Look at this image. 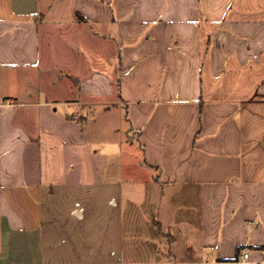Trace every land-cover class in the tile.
Listing matches in <instances>:
<instances>
[{
	"label": "crops",
	"instance_id": "1",
	"mask_svg": "<svg viewBox=\"0 0 264 264\" xmlns=\"http://www.w3.org/2000/svg\"><path fill=\"white\" fill-rule=\"evenodd\" d=\"M0 264H264V0H0Z\"/></svg>",
	"mask_w": 264,
	"mask_h": 264
},
{
	"label": "rangeland",
	"instance_id": "2",
	"mask_svg": "<svg viewBox=\"0 0 264 264\" xmlns=\"http://www.w3.org/2000/svg\"><path fill=\"white\" fill-rule=\"evenodd\" d=\"M123 124H124V119L123 116L121 115V110L118 108L114 107L112 110L105 112L103 116H100L96 114L94 117H89V120L86 122L87 130L89 131V136H90V142L95 145H99V143H107L110 144L111 147H116L118 152L119 149H123L125 145V142L122 137V130H123ZM107 145L104 144L102 148L106 147ZM109 146V148H111ZM108 150V147H107ZM112 150V149H111ZM111 193L110 188H99L94 192V197L98 198L97 195L101 197L99 202H95L94 199L93 201L88 202V206L95 211H106V206H107V199L109 198V194ZM80 197H83V199L86 198V196H89L91 194L87 193V191H82V192H76ZM78 195L72 194L70 198H76ZM69 198V199H70ZM72 200V199H70ZM85 203V202H83ZM86 205V204H85ZM61 211H66L70 210L71 208V201L69 204H59ZM70 207V208H69ZM65 216V217H64ZM64 218H61L60 223V229L63 227L70 228L71 230L76 231L79 225H69L66 214L63 215ZM100 223H97L96 220H92L91 222H85L81 223V228L84 230H87L86 235L83 236V240L78 241V237L73 238L75 242L71 243L69 242L68 238L61 237L59 238L58 242L55 243L54 245L58 246V250L60 251L59 254L55 256V252L53 253H48L46 255V258H54V259H59L62 260L63 258H69L70 255H76L75 252L80 251L78 254L79 255H88V254H94L98 252H103L105 250H109L110 246H113L109 242L110 235H108V232L106 233L104 230L106 226L105 224L102 223L101 220H98ZM112 231H111V239L112 241H115L116 234L114 233V229H116L114 226H112ZM103 239V244L101 245V241ZM110 239V240H111ZM63 241L66 242V244L63 243ZM77 241V242H76ZM82 242V244H79ZM76 243V244H75ZM47 245H49L47 243ZM63 249V250H62ZM63 251V252H62ZM49 252V251H48ZM77 254V255H78Z\"/></svg>",
	"mask_w": 264,
	"mask_h": 264
},
{
	"label": "built area",
	"instance_id": "3",
	"mask_svg": "<svg viewBox=\"0 0 264 264\" xmlns=\"http://www.w3.org/2000/svg\"><path fill=\"white\" fill-rule=\"evenodd\" d=\"M12 104V102H7V105H11ZM249 251L248 250H245L244 251V253H243V255H242V259H243V261L244 262H246L248 259H249Z\"/></svg>",
	"mask_w": 264,
	"mask_h": 264
}]
</instances>
